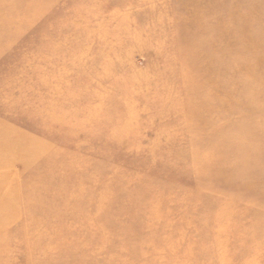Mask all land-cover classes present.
<instances>
[{
    "label": "rangeland",
    "instance_id": "rangeland-1",
    "mask_svg": "<svg viewBox=\"0 0 264 264\" xmlns=\"http://www.w3.org/2000/svg\"><path fill=\"white\" fill-rule=\"evenodd\" d=\"M1 2L0 264H264V108L228 55L264 0Z\"/></svg>",
    "mask_w": 264,
    "mask_h": 264
},
{
    "label": "bare ground",
    "instance_id": "bare-ground-1",
    "mask_svg": "<svg viewBox=\"0 0 264 264\" xmlns=\"http://www.w3.org/2000/svg\"><path fill=\"white\" fill-rule=\"evenodd\" d=\"M196 4H197V2H195V4L193 6H195ZM3 5L4 4L0 0V6H3ZM250 7L251 8H249L248 12L242 18H240V17L234 18V19H236L234 22H236L239 26V28L237 30H235L234 33L237 36L242 35L243 39L245 37H247V38L245 40L238 39L237 40V46H240V47H238V50L230 52L233 54H231V55L228 54V55L233 56L231 64L235 63V61L242 62V64H240L241 67H239L238 65H231V66H234V68H232V70H231L232 74L233 73L237 74V75L242 74V73H246V75L249 74V77L251 78V80L253 82L251 84H253V85L250 84V86L249 85L243 86V88L239 89L238 92H236V93L238 95H240V94L243 95L244 93L245 94L249 93L252 97L248 98V101L251 104V107L254 109V111L257 112V111H260L262 106L264 108V71H263V73L257 72L256 71L257 68L255 66H253V64H254V60L257 57L258 58L260 57V56H258L259 54H257V50L260 48V46H264V16H262V14H261V11H263L262 8H264V6H250ZM234 22L230 21V24H232ZM222 26H223V24H222ZM216 30H219V29L217 28ZM227 32H228L227 30L224 31V33H227ZM211 51L213 53H214V51H217L219 54H223L222 56H224L226 53H228V52L225 53L226 50L221 46V44H219V47L217 50L213 46ZM245 53L247 54V57L244 55ZM199 56H201V55H199ZM243 56H245V57H243ZM115 61H117V60H115ZM206 64H208V65H206L205 67H207L211 71L216 70L218 67V64L216 63V61L212 62L211 59H207ZM261 73H262V77H261V79H259V76ZM19 74H20V72H19ZM99 86H100V84H99ZM215 87H217V85ZM218 87H219V84H218ZM211 98L212 99L214 98L217 101V103H221L220 105H223V106H220V108L224 109L225 105L223 104V97H220L216 93H214ZM254 114H255V112L253 113V115ZM127 128H129V127L123 126L121 129H127ZM233 133L237 134V135H234V136H237V139L235 140V142H233L234 145L235 146L241 145L242 144L241 142L243 141L242 140L243 138L241 136H243L245 134L244 129L243 128H237V129H235V131ZM226 140H227V138H225V137H223L222 139L221 138L217 139L216 142L208 144L207 150L211 149V151H213L214 147H216L218 145L226 144ZM0 143H1L0 144V171H3L4 169L9 170L11 163H13L18 158L19 155H17L15 152H13L7 146V144L9 143L8 140L1 139ZM237 151H239V150H237ZM233 154H234V156L231 155L233 162L235 164H237L238 171H242L243 169L241 167L244 166L247 162V158H246L248 156L247 153L246 154H240L239 152H236ZM239 154H240V156H239ZM195 160H196V158H195ZM224 162L226 163L225 159H222V160L218 159V163H224ZM0 179L6 180L7 177L1 174ZM14 189H16L15 185H14ZM11 194H12V192L9 190L4 191L3 189H0V210L1 211L9 210L10 209L9 204L14 202V201H12L10 203H6V200H8V198H9V200L16 199V198H12L13 196ZM0 223H2V221H0ZM252 255H253V253H252Z\"/></svg>",
    "mask_w": 264,
    "mask_h": 264
}]
</instances>
